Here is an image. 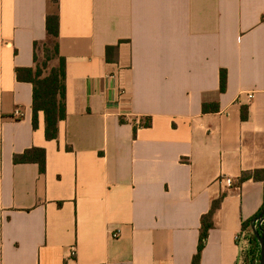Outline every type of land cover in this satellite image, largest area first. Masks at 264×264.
Masks as SVG:
<instances>
[{
    "label": "crops",
    "instance_id": "0c3cea01",
    "mask_svg": "<svg viewBox=\"0 0 264 264\" xmlns=\"http://www.w3.org/2000/svg\"><path fill=\"white\" fill-rule=\"evenodd\" d=\"M49 9L0 0V264H191L220 195L199 264H238L236 236L263 202L262 182L237 179L264 168V0H58L54 140L15 74L34 66ZM32 147L43 173L13 161Z\"/></svg>",
    "mask_w": 264,
    "mask_h": 264
},
{
    "label": "trees",
    "instance_id": "16d2710c",
    "mask_svg": "<svg viewBox=\"0 0 264 264\" xmlns=\"http://www.w3.org/2000/svg\"><path fill=\"white\" fill-rule=\"evenodd\" d=\"M55 9H52V4ZM50 9L45 19L46 38L41 42H34L33 55L34 66L17 67L16 78L19 81H26L32 84V125H38V113L44 116V133L47 140L58 138L59 124L66 119V86H65V58L59 52V14L58 0H49ZM109 49V47L107 48ZM42 51V59L39 58V51ZM226 71H220V92L226 89ZM219 105L215 103H202V112H215ZM242 118H246L245 110L242 111ZM141 125H151V117L144 118ZM136 126L134 125V129ZM15 163L35 162L39 171L43 173L46 169V151L44 148L32 147L13 157ZM255 180L263 183V202L255 215L242 222L241 231L236 240L240 248L238 264H259L260 244L252 230V220L264 209V168L242 171L237 179L240 185L247 180ZM223 195L214 199L210 210L202 216L201 228L197 244V251L193 256L191 264H199L201 251L206 243L208 231L213 226L212 216L219 209ZM259 233L264 238V219L259 226Z\"/></svg>",
    "mask_w": 264,
    "mask_h": 264
},
{
    "label": "water",
    "instance_id": "95a60500",
    "mask_svg": "<svg viewBox=\"0 0 264 264\" xmlns=\"http://www.w3.org/2000/svg\"><path fill=\"white\" fill-rule=\"evenodd\" d=\"M264 219V209L260 214L252 220V230L260 244V260L259 264H264V238L263 235L259 233V226Z\"/></svg>",
    "mask_w": 264,
    "mask_h": 264
},
{
    "label": "built area",
    "instance_id": "2783aa9c",
    "mask_svg": "<svg viewBox=\"0 0 264 264\" xmlns=\"http://www.w3.org/2000/svg\"><path fill=\"white\" fill-rule=\"evenodd\" d=\"M246 95H247L248 98H252L253 97L252 93H247ZM14 115H15V117L19 118V117H21L23 115V113H22L21 109L16 108L15 111H14ZM225 182L229 186L232 184V181H231L230 178H226ZM261 224H262V222H261ZM236 240H239V236H236Z\"/></svg>",
    "mask_w": 264,
    "mask_h": 264
},
{
    "label": "rangeland",
    "instance_id": "374dc122",
    "mask_svg": "<svg viewBox=\"0 0 264 264\" xmlns=\"http://www.w3.org/2000/svg\"><path fill=\"white\" fill-rule=\"evenodd\" d=\"M51 4H52L51 5L52 9L54 10L55 9V4L53 2ZM39 58H40V60L42 59V51L41 50L39 51Z\"/></svg>",
    "mask_w": 264,
    "mask_h": 264
}]
</instances>
